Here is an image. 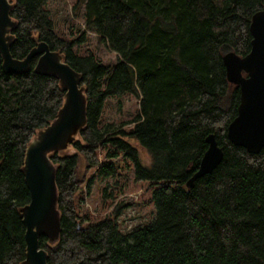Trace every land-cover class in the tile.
Masks as SVG:
<instances>
[{"label": "trees", "instance_id": "1", "mask_svg": "<svg viewBox=\"0 0 264 264\" xmlns=\"http://www.w3.org/2000/svg\"><path fill=\"white\" fill-rule=\"evenodd\" d=\"M81 6L86 27L118 55L113 65L91 50L74 51L83 35L63 38L47 0H14L10 13L18 22L13 57L23 58L34 38L44 41L82 73L86 87L80 139L65 155L51 156L61 231L54 245L40 239L47 263L264 264V148L251 154L227 138L239 89L222 62L228 51L249 52V23L264 0H76L74 11ZM35 62L26 73H5L0 58V264L24 258L17 208L29 202V191L19 168L27 142L63 101L57 79L34 73ZM126 94L138 99L131 126H99L105 99ZM209 134L223 157L187 188ZM116 157L131 162L135 182L154 185V218L127 233L116 226L118 211L98 218L82 213L76 198L90 170L116 174Z\"/></svg>", "mask_w": 264, "mask_h": 264}, {"label": "water", "instance_id": "2", "mask_svg": "<svg viewBox=\"0 0 264 264\" xmlns=\"http://www.w3.org/2000/svg\"><path fill=\"white\" fill-rule=\"evenodd\" d=\"M14 0H0V58L5 73L23 74L36 59L33 72L57 79L64 92L63 101L55 117L38 128L27 142L19 168L29 191V202L18 207L17 213L24 227V258L19 264H48L47 251L40 246L45 238L49 245L58 242L61 231V214L58 210L56 165L51 156L65 155L72 144L80 139V132L87 125L86 87L81 83L82 73L65 62L64 55L51 50L44 41H37L23 58H15L10 47L15 39L13 30L18 22L11 16ZM250 50L244 56L234 51L223 54L227 81L238 86L237 114L228 124V140L243 147L248 153L257 154L264 148V8L256 11L249 23ZM205 150L198 169L186 181H194L211 173L220 163L223 152L215 136H206Z\"/></svg>", "mask_w": 264, "mask_h": 264}, {"label": "rangeland", "instance_id": "3", "mask_svg": "<svg viewBox=\"0 0 264 264\" xmlns=\"http://www.w3.org/2000/svg\"><path fill=\"white\" fill-rule=\"evenodd\" d=\"M76 0H47L54 23L61 36L68 40H74L83 35L84 40L75 43L73 50L79 54L93 51L99 60L105 65H113L118 55L102 42L92 29L84 23L83 6L74 11ZM138 112V99L136 96L126 94L121 98L107 97L102 108V116L99 126L111 123L120 128L121 123H126L124 129H128V123ZM108 150L111 147L108 145ZM140 154L144 161H149V155L140 147ZM100 159H103L101 152ZM114 162L117 172L111 177H101L90 170L86 175V181L76 193L79 208L82 213H90L98 218L111 217L118 211L115 218L116 226L121 232L127 233L144 223L151 221L155 216V205L152 198L154 185L147 181H134L133 166L131 162L116 157ZM83 170V166H80ZM92 177V182L87 186V181ZM105 190V197L103 191Z\"/></svg>", "mask_w": 264, "mask_h": 264}]
</instances>
